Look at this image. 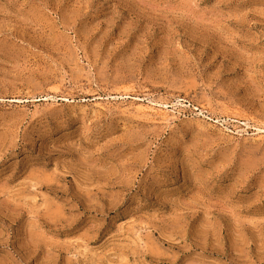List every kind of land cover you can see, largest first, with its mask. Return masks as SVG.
<instances>
[{
    "label": "rangeland",
    "instance_id": "rangeland-1",
    "mask_svg": "<svg viewBox=\"0 0 264 264\" xmlns=\"http://www.w3.org/2000/svg\"><path fill=\"white\" fill-rule=\"evenodd\" d=\"M0 264H264V0H0Z\"/></svg>",
    "mask_w": 264,
    "mask_h": 264
}]
</instances>
